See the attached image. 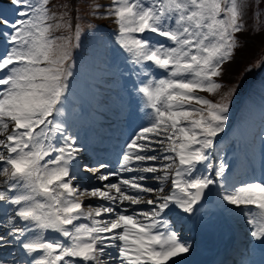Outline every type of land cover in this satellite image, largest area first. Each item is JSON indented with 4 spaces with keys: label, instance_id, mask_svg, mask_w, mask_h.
<instances>
[{
    "label": "snow or ice",
    "instance_id": "obj_1",
    "mask_svg": "<svg viewBox=\"0 0 264 264\" xmlns=\"http://www.w3.org/2000/svg\"><path fill=\"white\" fill-rule=\"evenodd\" d=\"M4 4L0 264H187L194 247L175 225L196 216L213 188L218 206L238 210L264 245V175L235 182L218 150L245 77L264 70V0ZM100 22L114 25L105 44L117 47L146 121L115 167L85 162L65 110L73 49L86 30L96 37ZM252 36L261 58L225 82ZM260 139L264 151V125ZM92 179L106 183L88 186Z\"/></svg>",
    "mask_w": 264,
    "mask_h": 264
},
{
    "label": "bare ground",
    "instance_id": "obj_2",
    "mask_svg": "<svg viewBox=\"0 0 264 264\" xmlns=\"http://www.w3.org/2000/svg\"><path fill=\"white\" fill-rule=\"evenodd\" d=\"M196 227L203 231V241L202 242H215L220 241L227 235L226 229L223 223L211 215L209 212L201 213L196 221ZM189 241V240H188ZM191 243V241H189ZM258 242H256L257 244ZM213 253V249L208 252V254Z\"/></svg>",
    "mask_w": 264,
    "mask_h": 264
},
{
    "label": "trees",
    "instance_id": "obj_3",
    "mask_svg": "<svg viewBox=\"0 0 264 264\" xmlns=\"http://www.w3.org/2000/svg\"><path fill=\"white\" fill-rule=\"evenodd\" d=\"M261 39V38H260ZM259 42H260V40H259ZM255 49V46L254 47H250L249 48V50L248 51H246V57H248V56H251L252 55V53H253V50Z\"/></svg>",
    "mask_w": 264,
    "mask_h": 264
},
{
    "label": "rangeland",
    "instance_id": "obj_4",
    "mask_svg": "<svg viewBox=\"0 0 264 264\" xmlns=\"http://www.w3.org/2000/svg\"><path fill=\"white\" fill-rule=\"evenodd\" d=\"M231 110H233V109L231 108Z\"/></svg>",
    "mask_w": 264,
    "mask_h": 264
}]
</instances>
